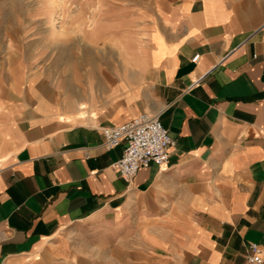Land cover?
<instances>
[{"label":"crops","instance_id":"obj_1","mask_svg":"<svg viewBox=\"0 0 264 264\" xmlns=\"http://www.w3.org/2000/svg\"><path fill=\"white\" fill-rule=\"evenodd\" d=\"M43 4L0 0V264H247L264 242V0H71L60 23ZM157 108L169 161L127 182L100 126Z\"/></svg>","mask_w":264,"mask_h":264},{"label":"built area","instance_id":"obj_2","mask_svg":"<svg viewBox=\"0 0 264 264\" xmlns=\"http://www.w3.org/2000/svg\"><path fill=\"white\" fill-rule=\"evenodd\" d=\"M198 55L195 53L192 60ZM161 110H142L124 122L100 126L105 148L122 144L120 156L110 165L127 182L140 166L154 163L161 167L169 161V147L175 140L160 120ZM247 247V264H264V242L249 241Z\"/></svg>","mask_w":264,"mask_h":264},{"label":"rangeland","instance_id":"obj_3","mask_svg":"<svg viewBox=\"0 0 264 264\" xmlns=\"http://www.w3.org/2000/svg\"><path fill=\"white\" fill-rule=\"evenodd\" d=\"M118 2H123L126 4H131L132 2H138L141 5H143V3H149L150 0H115ZM43 5H44V9H43V16L45 18H50L51 20H53L56 23H60L58 21H60L61 19H65L71 16V0H57V2H55L53 4V8H48V5L46 4V0H43ZM51 7V6H50ZM64 27V26H61ZM73 236L71 238V232H67V233H61L59 235V240L62 239L65 242H70L71 243V239L73 240ZM57 256V257H56ZM56 260H59V264H71V259L70 257H68L67 255H55ZM49 264H53L54 262L52 260H49L48 262ZM75 263V262H73ZM57 264V263H56Z\"/></svg>","mask_w":264,"mask_h":264}]
</instances>
